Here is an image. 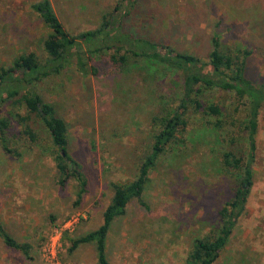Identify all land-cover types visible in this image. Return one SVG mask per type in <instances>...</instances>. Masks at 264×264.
I'll return each instance as SVG.
<instances>
[{
	"label": "rangeland",
	"instance_id": "rangeland-1",
	"mask_svg": "<svg viewBox=\"0 0 264 264\" xmlns=\"http://www.w3.org/2000/svg\"><path fill=\"white\" fill-rule=\"evenodd\" d=\"M38 0H0V62L10 66L23 53L46 57L43 39L50 31L31 8ZM119 0H52L74 32L97 27ZM125 28L135 36L170 45L207 60L213 37L220 48L245 57V74L264 83V0H136ZM247 51L248 53H246ZM98 74L83 76L75 67L47 78L38 93L55 105L69 129V153L83 167L87 192L77 202L78 182L59 184L57 148L35 118L39 138L32 143L12 118L11 146L0 141V219L30 257L0 237V264H98L95 242L73 241L100 227L114 195L113 183H128L150 152L157 129L152 117L163 105L178 103L180 75L151 73L143 60L118 67L109 54L98 56ZM204 106L189 114L181 140L171 144L150 173L143 199L132 200L113 222L107 238L110 264H185L195 239L219 227V211L237 184L223 155L232 150L248 162L244 123L247 107L231 92L206 89ZM215 103L220 114L209 112ZM21 111L9 103L2 115ZM253 186L245 213L214 264H264V106L258 116Z\"/></svg>",
	"mask_w": 264,
	"mask_h": 264
},
{
	"label": "trees",
	"instance_id": "trees-1",
	"mask_svg": "<svg viewBox=\"0 0 264 264\" xmlns=\"http://www.w3.org/2000/svg\"><path fill=\"white\" fill-rule=\"evenodd\" d=\"M136 0H119L112 11L106 12L101 23L92 29L74 32L70 29L53 5L52 0H38L31 4L50 30L43 39L46 57L41 59L35 51L16 57L10 66L0 62V107L9 103L24 108L25 113L0 111V141L4 150L11 155L21 153L11 146L9 130L12 118L21 127V134L35 143L39 134L34 127L35 118L42 120L50 138L57 148L56 166L60 173L59 184L65 186L71 178L78 182L77 202L87 192L88 179L82 165L69 153V129L66 120L57 114L54 104L47 102L36 90V86L47 78L58 76L75 67L83 76L96 75L94 65L98 56L109 54L118 66L125 67L130 59L143 60L150 72L161 75H180L182 85L178 103L163 105V112L155 114L151 121L157 129L150 152L139 167L138 176L128 183H113L114 195L104 212V222L97 229L73 241L72 249L81 243L95 242L98 264H110L107 254V238L113 222L127 212L128 204L136 199L146 205L144 191L154 170L168 147L181 140L187 130L189 114L204 106L206 89H221L231 92L239 101L246 103L244 132L250 146L248 162L232 150L223 155V164L228 172L237 174V184L232 197L219 211V227L211 236L194 240L185 264H214L227 246L240 217L245 213L248 197L253 186L252 162L256 150L258 116L264 106V83H254L246 77L245 57L221 50L218 35L213 37V49L207 60L200 56L181 52L170 45L135 36L125 28V17L130 15ZM248 53L247 51H245ZM209 112L220 114L215 103L208 105ZM0 237L10 247L30 257L31 245L18 241L0 219Z\"/></svg>",
	"mask_w": 264,
	"mask_h": 264
}]
</instances>
